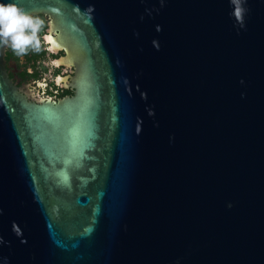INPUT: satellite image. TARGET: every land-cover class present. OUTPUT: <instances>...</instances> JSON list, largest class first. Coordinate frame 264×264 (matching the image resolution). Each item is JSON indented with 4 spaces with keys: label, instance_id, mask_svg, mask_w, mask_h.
I'll use <instances>...</instances> for the list:
<instances>
[{
    "label": "water",
    "instance_id": "1",
    "mask_svg": "<svg viewBox=\"0 0 264 264\" xmlns=\"http://www.w3.org/2000/svg\"><path fill=\"white\" fill-rule=\"evenodd\" d=\"M0 2L75 69L0 44V264H264V0Z\"/></svg>",
    "mask_w": 264,
    "mask_h": 264
},
{
    "label": "flooded vegetation",
    "instance_id": "2",
    "mask_svg": "<svg viewBox=\"0 0 264 264\" xmlns=\"http://www.w3.org/2000/svg\"><path fill=\"white\" fill-rule=\"evenodd\" d=\"M39 31L41 40L40 50L29 49L23 56H18L14 51L7 50V71L11 80L18 88H29L38 99H52L60 101L74 96L73 78L75 69L67 66H58L55 62L64 56V53L50 52L44 36ZM26 90V89H25Z\"/></svg>",
    "mask_w": 264,
    "mask_h": 264
},
{
    "label": "clouds",
    "instance_id": "3",
    "mask_svg": "<svg viewBox=\"0 0 264 264\" xmlns=\"http://www.w3.org/2000/svg\"><path fill=\"white\" fill-rule=\"evenodd\" d=\"M41 21L29 16L14 3L0 2V44L9 45L18 56L29 49L39 51Z\"/></svg>",
    "mask_w": 264,
    "mask_h": 264
},
{
    "label": "trees",
    "instance_id": "4",
    "mask_svg": "<svg viewBox=\"0 0 264 264\" xmlns=\"http://www.w3.org/2000/svg\"><path fill=\"white\" fill-rule=\"evenodd\" d=\"M33 18L38 19V20L41 21V28H40V31H42V33H44V30L47 28V20H46L44 17H42V16H36V17H33ZM9 50H10V51H13V50L11 49V47H9ZM9 50H8V51H9Z\"/></svg>",
    "mask_w": 264,
    "mask_h": 264
}]
</instances>
